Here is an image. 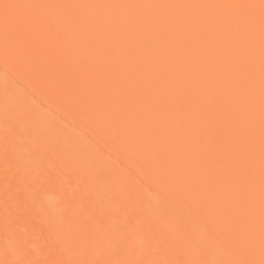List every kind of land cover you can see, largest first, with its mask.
Here are the masks:
<instances>
[{"label":"bare ground","instance_id":"1","mask_svg":"<svg viewBox=\"0 0 264 264\" xmlns=\"http://www.w3.org/2000/svg\"><path fill=\"white\" fill-rule=\"evenodd\" d=\"M4 3L0 264H259L261 0Z\"/></svg>","mask_w":264,"mask_h":264},{"label":"snow or ice","instance_id":"2","mask_svg":"<svg viewBox=\"0 0 264 264\" xmlns=\"http://www.w3.org/2000/svg\"><path fill=\"white\" fill-rule=\"evenodd\" d=\"M40 7L39 5L30 4H0V22H2L6 34L13 28L19 27L24 22V17L17 10ZM262 18H264V0L260 4ZM233 264H256L255 261H237ZM259 264H264V258L259 261Z\"/></svg>","mask_w":264,"mask_h":264}]
</instances>
